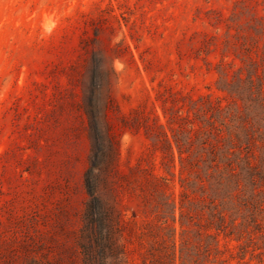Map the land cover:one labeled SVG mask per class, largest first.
Wrapping results in <instances>:
<instances>
[{"label": "rangeland", "instance_id": "1", "mask_svg": "<svg viewBox=\"0 0 264 264\" xmlns=\"http://www.w3.org/2000/svg\"><path fill=\"white\" fill-rule=\"evenodd\" d=\"M82 89L99 121L111 99L127 264H172L171 228L186 264H264V190L260 209L216 183L264 93V0H0V264H82Z\"/></svg>", "mask_w": 264, "mask_h": 264}, {"label": "trees", "instance_id": "2", "mask_svg": "<svg viewBox=\"0 0 264 264\" xmlns=\"http://www.w3.org/2000/svg\"><path fill=\"white\" fill-rule=\"evenodd\" d=\"M96 72L99 79L107 83L110 70L96 67ZM262 92L263 90H261ZM254 93L256 95L247 99L246 110L254 113L255 124L254 121L252 122L253 116H246L245 113L240 115L242 125L239 133H235L234 138L229 140L230 146L224 157L226 175L224 177L220 174L216 182L220 188L224 187L223 194L225 196L237 197L242 194L245 188L249 189V199H251L249 203L252 207L258 204L256 197L264 190V155H257L253 149V146L257 148V138L254 137V133H258V138L259 135L264 134V93L262 98H259L260 95L257 91L252 94ZM85 95L86 93L82 89L81 105L86 113V136L90 145V154L88 166L83 175L87 199L82 213L84 233L82 242L79 244L80 256L82 264H127L126 249L121 237L124 224L114 196L116 181L120 178L117 169V141L114 130L106 120L111 99L109 96L106 97L99 121L97 112ZM255 125L257 126L254 127ZM260 129L262 130L260 131ZM222 177L225 181L221 179ZM232 183L235 185L233 190H231ZM259 208L262 209V204L259 205ZM182 215L183 211L181 210L180 218ZM223 217L224 215L218 216L220 222L214 226L217 232L221 229ZM250 218H252V214ZM211 228L212 225H208L203 231H197L201 241L197 247L202 249L205 256L208 258L212 256L215 259L219 253L217 239L219 234L212 232ZM174 235V229L171 228L167 235L170 251L165 256L170 259L172 264H186V256L198 255V252H189L185 242H180L177 250ZM41 246V244L38 245V248Z\"/></svg>", "mask_w": 264, "mask_h": 264}]
</instances>
